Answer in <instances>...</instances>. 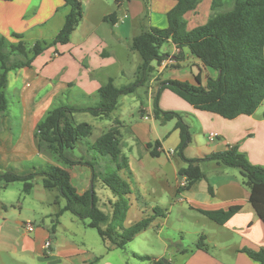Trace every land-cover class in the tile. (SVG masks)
Returning <instances> with one entry per match:
<instances>
[{"label":"crops","instance_id":"1","mask_svg":"<svg viewBox=\"0 0 264 264\" xmlns=\"http://www.w3.org/2000/svg\"><path fill=\"white\" fill-rule=\"evenodd\" d=\"M222 2L226 5L223 9H228L230 0ZM81 4L83 19L67 45L50 48L30 68L9 74L6 96L12 99L17 97L19 112L13 113L8 105V110L0 118V174L10 171L27 176L35 170L34 167H26V164L36 160L41 165L51 163L49 155L40 153L36 147L34 133L37 124L58 105H88L90 102L85 101L83 96H95L110 79L120 88L116 84L117 80L132 76L136 78L141 57L129 44L146 28H167V15L176 2L131 0L117 6L115 0H81ZM212 6L213 0H203L195 10L188 12L185 19L195 23L187 24V29L190 31L206 24L212 14ZM68 11L63 0L0 1V39L5 37L10 42L18 43L20 40L11 37L12 34H18L29 47L37 41L53 40L62 29ZM113 13L117 14V20L111 27L105 18ZM161 52L166 58L174 57L176 64L163 68L153 63L155 71L146 86L149 107L143 102H140L139 107L129 105L127 96H122L125 99L121 103L119 100L118 109L114 112L121 116L118 121L121 129H127L125 136L121 131V140H125L123 152L129 159V172L138 184L139 195L146 202V194L151 192L155 196L153 203L158 207L165 205L166 198L173 195L177 203L185 201L190 211L203 217L206 216L199 210H228L241 206L242 211L225 225L216 224L205 230L202 237L207 249L198 250L195 245L191 251H178L182 258L179 263L258 264L241 252L242 249L264 250V223L253 210L250 190L244 184L239 170L215 162H201L205 179L189 191L183 190L185 178L180 177L178 171L186 165L176 154L170 155L181 143L180 130L176 128L177 119L162 124L154 117L153 93L156 94L160 84L165 81L196 85L201 62L187 49L181 52L172 41L166 44L165 51L162 47ZM132 56L134 65L127 69L126 63ZM201 75L203 86L207 85L210 78L217 77L216 72L205 67H202ZM160 108L165 112L182 114L193 134L184 152L187 159L202 160L213 153L236 148L251 164L264 167V102L252 116L242 115L228 120L196 110L165 89L160 94ZM137 110L140 120L135 117ZM79 115L91 116L89 113L76 114L78 123L84 122L77 120ZM111 116L105 119L91 116L94 119L93 132L97 129L101 132L95 136L93 133L89 143H94L105 133L106 128L112 126L115 118ZM210 134L216 135L214 142L209 140ZM156 142H160V147L157 149L159 156L155 158L150 154L153 148L147 145ZM75 152L78 156L74 153L72 156L77 157V160L83 158L92 161L95 158L106 166V159L88 153L84 144H78ZM150 158L157 161L158 167L151 164ZM134 165L140 170L139 173L134 171ZM69 172L78 193L84 194L93 187V171L90 167L77 165ZM15 183L6 188L0 184V264H153L138 260L133 254L149 255L157 260H163L167 254L162 253V256L147 249L146 245L151 241L147 234L149 229L131 242L142 237L144 247L139 244L137 247L140 249L127 246L125 249L109 251L96 230L88 228L70 213L59 218L56 232L52 234L55 216L65 205V199L59 194L50 198L43 187L42 178L38 176L33 181L32 191L25 194V200L19 203L18 199L19 204L15 205V201L6 197ZM148 183L152 185L146 191L145 185ZM101 189L106 190L103 187ZM30 199H34V206H27ZM160 217L154 223H159ZM28 223L35 225L33 233L27 231ZM49 241L52 245L47 249ZM166 262L173 264L171 258Z\"/></svg>","mask_w":264,"mask_h":264},{"label":"trees","instance_id":"2","mask_svg":"<svg viewBox=\"0 0 264 264\" xmlns=\"http://www.w3.org/2000/svg\"><path fill=\"white\" fill-rule=\"evenodd\" d=\"M63 1L69 11L62 29L52 41H37L29 47L18 34L11 35L12 38L20 40L18 43L10 42L5 37L0 39V118L8 110L6 92L9 74L26 67L30 68L48 49L67 45L81 23L83 19L81 0ZM129 1L131 0H115L117 6ZM173 1L176 5L167 15V28H146L132 40L131 49L141 57L134 83L119 88L114 80L110 79L95 96H83L86 101L96 99L95 103L89 101L87 106L61 104L50 110L37 124L34 139L39 152L49 155L54 163L34 167L35 172L27 176L10 171L0 174V184L3 188L11 183L22 182L25 194L32 191L33 181L39 176L47 191H56L65 199V205L55 216L52 234L56 232L59 218L65 213H70L83 221L88 228L96 230L109 251L125 249L136 237L150 229L160 217L156 215L129 228L125 227L124 223L130 211L127 201L130 189L117 171L129 172V159L123 152L121 132L115 127L111 128L91 144L89 139L93 135V126L86 122L78 123L75 115L89 113L95 118H109L118 109L122 96L133 95L140 87L149 83L155 71L153 63L160 65L166 59L161 49L169 41H172L181 52L187 49L201 62L196 75V85L165 81L160 84V89L153 97L154 117L157 120L164 124L177 119L176 128L180 130L181 143L175 154L186 165L178 171L180 177L187 179L183 190L189 191L205 179L201 162H215L227 168L237 169L250 190L253 210L264 223V167L251 164L236 148L213 153L202 160L187 159L184 152L192 140L189 127L184 122L182 114L165 112L160 108V94L167 89L196 110L216 114L228 120L256 113L264 102V0H230L226 10L223 9L226 5L222 0H213L209 21L190 31L187 29L185 15L195 10L203 0ZM116 20V13L105 18L111 27L116 24ZM202 67L217 73V77L210 78L206 86L202 85ZM78 144H84L87 152L96 155L97 158L106 159L104 163L106 166L95 158L92 161L83 158L74 160L72 153ZM147 147L153 148L150 152L152 157L159 156L157 149L160 142L148 144ZM77 165H86L93 171V187L84 194L78 193L71 181L69 170ZM128 174L131 177V172ZM98 182L101 187L109 190L114 199L113 203L109 202L111 210L108 213L98 206L99 196L96 191ZM242 209L241 206H234L228 210L199 212L215 224L225 225ZM207 247L202 237L196 249L204 250ZM241 252L258 264H264L263 249L259 251L242 249ZM133 257L153 264H170L149 255L134 253Z\"/></svg>","mask_w":264,"mask_h":264},{"label":"rangeland","instance_id":"3","mask_svg":"<svg viewBox=\"0 0 264 264\" xmlns=\"http://www.w3.org/2000/svg\"><path fill=\"white\" fill-rule=\"evenodd\" d=\"M186 22L189 25H193L192 23H195V21H189V20H186ZM48 41L50 42L52 40H48ZM165 50H166V44L163 46V51ZM125 51H128V50L125 48ZM135 54L138 60H140L139 55L137 53ZM133 65H134V57L132 56L131 60L126 63V68L131 69ZM135 81H136V78L132 76V78L128 77V78H125V80L124 79L117 80L116 84L120 87H123V86L131 85ZM146 86L147 84L143 87H140L135 93L140 98H138V96L136 95L127 96L130 102L129 105H136L139 107L140 102H143L146 107H149V100H148V93H147L148 87ZM156 94L153 93L154 96ZM7 99H8L9 109H11L13 113L18 114L19 107H18L17 97H14L12 99L11 96H7ZM124 99L125 97H121L120 103ZM88 101H93V100L88 99ZM111 117L115 118V120L112 126L109 128H106L104 132L106 133L111 128L115 127L119 129L120 132L122 131V134L125 136V134H127V129H124V128L121 129V124L119 123L121 116L119 115V113H114ZM135 117L140 120V112L138 110L136 111ZM77 120L84 121V122L86 121V123L88 122L91 126H93L92 123L94 119H92L90 115H84V116L79 115ZM80 123H83V122H80ZM95 125H97V123ZM100 132L101 131L97 129L95 133L93 132L94 136L95 134H98ZM90 140L91 139H89V141ZM123 143H125V140H123L122 144ZM124 151H125V148H124ZM73 153L75 155L78 154L77 152H75V150L73 151ZM49 158L52 161L51 163H54V160L50 156ZM72 158L74 160H77V157L75 156H72ZM149 160L151 161V164L153 166L158 167V163L156 160L152 158H150ZM36 161H34V163L32 164H26L25 166L39 168L41 164ZM133 167H134V171L138 173L140 172V170L135 168V165ZM117 172H118V175L121 177V179L124 180L129 185V189H130V195L127 197L130 211L124 223L126 228H129L132 225L139 223L140 221L146 218H151L156 215L162 216L159 219L160 222L154 223L151 226V228L147 231L148 232L147 234H149L151 241L146 246H147V249L149 248L148 250L152 251L153 253H159L162 256L164 255L162 253H167L165 254V256H163L165 257L163 259L164 261H168V259L171 258L173 261V264H180L179 261H182V258L178 251L180 250L191 251L193 247L197 245V243L202 238V236L205 234V230H208L211 226H216L215 223H213L206 217H203L202 215L194 211H190V209H188L189 208L188 203H186L185 201L181 204L177 203L173 195H170L169 197L166 198L167 202H165V205H159L158 207L157 205L153 203V199L155 196L151 192H148L146 194L147 201L144 202L141 199V196L139 195V190L137 188L138 184L136 181H134L135 179L133 180V177H129L128 172L125 170L117 171ZM151 185L152 184H149V183L146 184L145 190L149 191L151 189ZM23 189H24V183H15V185L11 187V189L8 191L6 197L10 198L11 201H15L14 203L15 205L22 203L25 200L26 195L24 192L21 195L19 194L23 191ZM96 191L99 196V203H98L99 208L103 209L107 213L110 212L111 205L109 202L111 203L114 202L113 196L111 195L109 190L106 191V190L101 189L99 182L96 184ZM47 193L50 198L51 197L54 198L56 194H59L56 191L54 192L47 191ZM18 199L20 200L19 203H18ZM33 200L34 199H30V201L27 203V206H34L35 204ZM141 240H142V237L136 239L133 243L128 244L127 246L130 247V249H140L138 247H139V244H142ZM142 246L144 247L145 244H142ZM141 249H145V248H141Z\"/></svg>","mask_w":264,"mask_h":264},{"label":"built area","instance_id":"4","mask_svg":"<svg viewBox=\"0 0 264 264\" xmlns=\"http://www.w3.org/2000/svg\"><path fill=\"white\" fill-rule=\"evenodd\" d=\"M175 64H176L175 58H174V57H168V58H166L164 61H162V63H160V67L167 68V67H169V66H173V65H175ZM215 139H216V135H215V134H210V136H209V140H210L211 142H214ZM174 154H175V151L172 150V151L170 152V155L172 156V155H174ZM186 184H187V179L185 178V183L183 184V187H185ZM26 228H27V231H28L29 233H33V232L35 231V225H34L33 223H28V224L26 225ZM51 245H52L51 241L47 242V244H46V248H47V249L51 248Z\"/></svg>","mask_w":264,"mask_h":264}]
</instances>
